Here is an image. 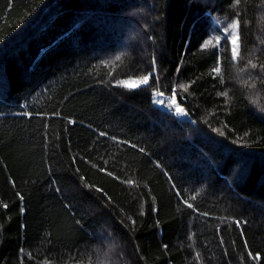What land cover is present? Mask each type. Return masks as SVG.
Returning <instances> with one entry per match:
<instances>
[{
	"label": "trees",
	"instance_id": "1",
	"mask_svg": "<svg viewBox=\"0 0 264 264\" xmlns=\"http://www.w3.org/2000/svg\"><path fill=\"white\" fill-rule=\"evenodd\" d=\"M115 236L122 264H264V0H0V264Z\"/></svg>",
	"mask_w": 264,
	"mask_h": 264
},
{
	"label": "clouds",
	"instance_id": "2",
	"mask_svg": "<svg viewBox=\"0 0 264 264\" xmlns=\"http://www.w3.org/2000/svg\"><path fill=\"white\" fill-rule=\"evenodd\" d=\"M111 235V229L109 230ZM124 245L118 236L112 240L97 241L87 256L86 264H122Z\"/></svg>",
	"mask_w": 264,
	"mask_h": 264
},
{
	"label": "snow or ice",
	"instance_id": "3",
	"mask_svg": "<svg viewBox=\"0 0 264 264\" xmlns=\"http://www.w3.org/2000/svg\"><path fill=\"white\" fill-rule=\"evenodd\" d=\"M237 2H239V0H237ZM234 29L239 27V23L237 22L236 24H234L232 26ZM239 34L232 36L231 38V43H232V54L233 57H236L239 55ZM209 44H211V41H208ZM205 47H207V45H205ZM121 58L119 56L116 57V60H120ZM214 71L219 72L220 69L217 67L214 69ZM155 75V71L149 73L148 75L144 76L142 79L140 80H129V81H125L124 83L126 84V86L130 89H138L140 88L142 85H148L149 83V77L150 76H154ZM158 103L163 104L164 102L162 100L157 101ZM176 103L175 99L173 98V100L170 103V107L172 105H174ZM176 112L179 114H184V110L182 108L177 107ZM4 207L6 208L7 205H4ZM249 255L251 256V253H249ZM261 257L259 256V254H257L256 256L252 257L253 260L256 259H260Z\"/></svg>",
	"mask_w": 264,
	"mask_h": 264
},
{
	"label": "rangeland",
	"instance_id": "4",
	"mask_svg": "<svg viewBox=\"0 0 264 264\" xmlns=\"http://www.w3.org/2000/svg\"><path fill=\"white\" fill-rule=\"evenodd\" d=\"M132 28H134V29H137V27L135 26V25H132ZM156 99H158V101L159 100H162L164 103L163 104H161V105H165L166 103V101H165V97L163 96V95H160V94H158L157 93V95H156ZM173 99H171V101H172ZM176 101V103L174 104V105H172L171 106V108L172 109H176L177 107H179V108H182L183 110H184V114H178L179 116H181V117H183V118H187L188 117V113H187V111L184 109V107L181 105V104H179L178 103V101L177 100H175ZM175 112H176V110H175ZM177 113V112H176Z\"/></svg>",
	"mask_w": 264,
	"mask_h": 264
},
{
	"label": "bare ground",
	"instance_id": "5",
	"mask_svg": "<svg viewBox=\"0 0 264 264\" xmlns=\"http://www.w3.org/2000/svg\"><path fill=\"white\" fill-rule=\"evenodd\" d=\"M205 41H206V40H205ZM177 114H179V113H177ZM177 114H176V113H174V115H175L174 117H176V115H177ZM172 116H173V115H172ZM213 140H214V139H213ZM215 140H216V138H215Z\"/></svg>",
	"mask_w": 264,
	"mask_h": 264
}]
</instances>
